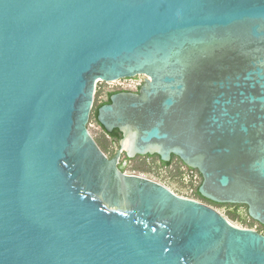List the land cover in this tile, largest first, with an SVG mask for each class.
<instances>
[{
  "label": "water",
  "instance_id": "1",
  "mask_svg": "<svg viewBox=\"0 0 264 264\" xmlns=\"http://www.w3.org/2000/svg\"><path fill=\"white\" fill-rule=\"evenodd\" d=\"M144 75L97 108L96 83ZM171 154L264 225V0H0V264H264V234L119 163Z\"/></svg>",
  "mask_w": 264,
  "mask_h": 264
},
{
  "label": "rangeland",
  "instance_id": "2",
  "mask_svg": "<svg viewBox=\"0 0 264 264\" xmlns=\"http://www.w3.org/2000/svg\"><path fill=\"white\" fill-rule=\"evenodd\" d=\"M115 84L116 83H112V81H98L96 83L93 109L99 104L100 101L105 98V90L111 88ZM87 127L91 135L95 138V140L99 143L103 151L108 156L115 152L116 146L111 141V138L103 132L101 127L92 118V116L90 117ZM124 171L126 173L139 174L153 179L164 184L175 193L189 198H194L193 190L200 182V177L197 175V173L191 172L186 166L182 165L176 159H173V162L168 165H161L155 156L147 158L144 156H136L125 163ZM214 207L234 224L242 227L254 228L264 234L263 226H260L257 223L252 225L246 223L250 220L246 216L244 207H238L235 209L233 205L228 204ZM230 213L237 214L238 219H232Z\"/></svg>",
  "mask_w": 264,
  "mask_h": 264
},
{
  "label": "flooded vegetation",
  "instance_id": "3",
  "mask_svg": "<svg viewBox=\"0 0 264 264\" xmlns=\"http://www.w3.org/2000/svg\"><path fill=\"white\" fill-rule=\"evenodd\" d=\"M144 78L145 76L144 75H136V76H133V77H129V78H122V79H118V80H115V81H112V83H116L114 86H112L111 88L105 90V98L99 102V106L102 105V104H107V103H110V96L113 95V94H116V93H127V92H131V93H139V89H140V86L143 84L144 82ZM98 106V107H99ZM97 124L101 127V129L103 130V132H105L106 130L97 122ZM117 128H114L113 130H115ZM112 130V131H113ZM118 130V129H117ZM110 131V132H112ZM119 131V130H118ZM107 132V131H106ZM120 132V131H119ZM121 133V132H120ZM108 135V134H107ZM122 135V134H121ZM121 135H120V138H118L117 140L113 139L112 136L108 135L110 138H111V141L113 142V144L116 146L115 147V152H113V154L110 155L113 156L118 148H119V141L121 139ZM98 143V142H97ZM99 144V143H98ZM100 146V145H99ZM101 147V146H100ZM103 150V149H102ZM145 155H151V156H155V157H158V155L156 154H145ZM145 155H136V156H145ZM136 156H134L133 158H135ZM130 159L132 158H128L125 154V152H121V156L119 158V163H126L127 161H129ZM160 159V158H159ZM173 159H176L178 160L182 165L186 166L177 156H175L174 154H171V157H170V160L171 163L173 162ZM169 160V161H170ZM164 162H168V161H164ZM191 172H194V173H197L198 175V171L196 169H193V168H190L188 166H186ZM200 174V173H199ZM199 176V175H198ZM200 177V182H201V175L199 176ZM200 182L198 183V185L200 184ZM229 205H235V204H229ZM244 206V205H243ZM246 208V207H245ZM247 213V212H246ZM248 215V214H247ZM249 217V216H248ZM250 218V217H249ZM252 219V218H250ZM253 220V219H252ZM255 223L259 224L260 226H263L262 224H260L259 222L253 220ZM259 231V230H258Z\"/></svg>",
  "mask_w": 264,
  "mask_h": 264
},
{
  "label": "trees",
  "instance_id": "4",
  "mask_svg": "<svg viewBox=\"0 0 264 264\" xmlns=\"http://www.w3.org/2000/svg\"><path fill=\"white\" fill-rule=\"evenodd\" d=\"M98 106H99V105H97V106L92 110V113H91L92 118H93L96 122H97V120H96V114H97V108H98ZM104 133H106V134L112 136V138L115 139V140H117L118 138H120V135H121V133H120L117 129L113 130L112 132H106V131H105ZM144 157L147 158V157H154V156H151V155H145ZM157 160H159V162H160L161 165H168V164H170L171 161H172V160H170V161H168V162H164V161H161L158 157H157ZM198 175L200 176L199 173H198ZM197 188H198V185L195 186V188H194V190H193V196H194V199L201 200V201L206 202V203H208V204H210V205H212V206L224 205V204H219V203H216V202H213V201H210V200L204 198L203 196L200 195V193L198 192V189H197ZM228 205H229V204H228ZM233 206L235 207V209H237L238 207H244V208H245V206L240 205V204H235V205H233ZM245 213H246V208H245ZM230 216H231L232 219H238V217H237L238 215L235 214V213H230ZM246 216L248 217L247 213H246ZM248 218H249V217H248ZM249 220H250V221H247V222H246L247 224L252 225V224L255 223L252 219L249 218Z\"/></svg>",
  "mask_w": 264,
  "mask_h": 264
}]
</instances>
